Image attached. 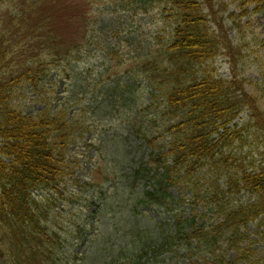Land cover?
<instances>
[{"label":"trees","instance_id":"trees-1","mask_svg":"<svg viewBox=\"0 0 264 264\" xmlns=\"http://www.w3.org/2000/svg\"><path fill=\"white\" fill-rule=\"evenodd\" d=\"M102 1L85 0L93 10L83 18L87 28L102 14ZM109 1L108 9L137 18L140 29L126 34L132 50L123 59L116 49L124 40L107 50L98 38L105 63L89 85L77 67L100 50L63 42L49 9L57 0H0V264H264V236L257 241L250 230L255 222L264 227V165L253 171L223 152L243 140L244 131L255 129L256 139L264 140V51L251 48L253 42L264 46V40L247 34L252 17H264V0ZM156 12L161 20L142 41V23ZM86 37L95 39L91 31ZM248 48L247 65L256 67L255 76L246 75ZM220 60L230 76L213 71ZM54 66L62 72L55 75ZM112 70L125 71L138 91L125 80L106 86L104 77ZM60 79L64 92L57 93ZM25 89L35 94L40 110L25 112ZM92 89L117 91L124 120L145 106L149 112L134 139L137 150L149 152L130 177L120 174V166L101 164V149L117 145L106 148L109 141H103L94 155L89 151L94 140L86 137L95 124L85 110ZM95 96H105L93 102L106 111L115 102L111 94ZM246 113L240 126L236 121ZM151 126L159 137L152 138ZM80 155L90 164L80 166L84 182L73 168ZM104 169L98 182L96 171ZM68 178L72 194L66 191ZM88 190L85 204L92 199L97 207L87 221L69 213L75 237L64 239L52 224L65 209L55 195L75 206V198ZM243 192L247 202H240ZM102 209L107 223L95 219ZM147 218L154 224H145ZM117 219L130 226L123 235ZM68 242L86 252L75 253Z\"/></svg>","mask_w":264,"mask_h":264},{"label":"rangeland","instance_id":"rangeland-1","mask_svg":"<svg viewBox=\"0 0 264 264\" xmlns=\"http://www.w3.org/2000/svg\"><path fill=\"white\" fill-rule=\"evenodd\" d=\"M109 0H105L101 2V6L103 7L102 14L97 16L93 20V27L87 28V22L83 21V18L86 16L88 18L92 13V6L88 3H85V0H57L56 2L51 3L49 9L50 11L54 14V29L57 33H59L60 37L62 38L63 42H67L70 44L77 43V44H86L89 43L91 50L95 49L96 47L100 50V53L96 54V51L91 52V56L89 58L85 59L86 61L89 60L87 63L82 65L80 68L79 66L77 67V72L82 75L83 78L87 79L85 81V84L92 85L95 80V76L97 73V70L100 68L101 65L105 63V60L102 56L104 57V54L101 52V43L99 42V39H102L104 41L103 48L106 47V44L108 46L107 50H110V43L119 44V38L120 40H124V43L121 45V48L118 47L116 49V52L118 53V57H121L123 59V56L125 54H128L132 48H130V43L127 42V36L126 34H129L131 32H137L139 33L140 29V24H137L138 20L135 17H131L128 14H124L121 12V10H118L115 12L112 9L108 8H113L110 7ZM56 3V4H55ZM53 7V8H52ZM157 16L153 17L152 19L144 21L141 27V31L143 35L141 36V40L144 41L145 37L149 35L151 31H155V22H160V16L158 15V12H156ZM245 21V20H244ZM158 25V24H157ZM156 25V26H157ZM247 25V24H245ZM119 27H122L121 29ZM250 29L248 34V38L250 40L253 39L252 35H257L261 39L264 40V17L262 16H254L251 19V24H250ZM117 28V29H116ZM161 28V27H158ZM116 29V31H113ZM91 31L92 37L95 38L94 40L87 39L86 35L89 34ZM231 34V33H230ZM97 42L95 45L94 43ZM251 48H256L260 52L264 51V46H256L255 42L251 44ZM249 48L244 54V61L246 62L245 65V71L247 76H255V71L256 67L255 66H250L247 65L249 62L248 60V52ZM115 59L118 60L117 56H114ZM109 63L111 62L110 57H106V61ZM116 61V60H115ZM120 62V60H119ZM56 69L55 75H58L59 73L62 72V68H59L61 72L57 71L58 66H54ZM218 68V69H217ZM213 71L216 69L220 74H222L224 77L230 76V67L228 65H224L221 67V60L218 61L217 64H215V68H212ZM237 69L240 70V73H244L241 70V66L238 65ZM248 69V70H247ZM125 72V71H124ZM124 72L119 71L117 72L116 70H112L111 74H109L107 77H104L106 79V86L107 84L110 83V81L116 82L120 80H125V83L127 85H132L135 87L130 88L132 91L133 89H136L138 91V83L134 80H132L131 76H127L124 74ZM118 73V74H116ZM232 74V72H231ZM58 85H56V92H64L63 89V80L60 79L57 81ZM130 83V84H128ZM54 84L53 80L47 81V90L52 89V85ZM125 84V85H126ZM108 88V87H107ZM109 89V88H108ZM28 90V89H25ZM144 92V90H141ZM90 96L88 97V107L85 110V114H87L88 118L94 122L95 126H93V131L91 134H89L86 138L88 141L94 140L92 143V146L89 148V151L91 152V155H94L98 149L101 148V142L103 141H109V143L105 146L108 148V146L113 143L114 145H117V148L111 149L110 151L105 150L104 148L101 149L100 153L104 155V158H102V166L103 167H108L109 169H114L117 166L119 168L120 174H122L123 177H125V173L127 174V177H130L132 174V171L134 170L135 166L139 162V158L142 157L144 154V157L146 158L147 153H144L143 151H139L135 148V138H136V133L137 128L140 126L139 123L140 121L144 118L147 117L148 111L144 112V108H140L139 110L135 111L134 114H132L131 118L128 120H124L123 116L121 115L123 113V102L124 99H121V97L118 95V92L115 90H110L108 92L106 89L104 91H101L100 89L94 90L92 89L89 91ZM105 94L109 95L111 94L112 96L110 99H113L115 102L113 105H111L106 111L104 108H99L98 104L99 102H93L97 100V98H100V102L102 99H104L103 96L97 97L95 95L98 94ZM79 96V95H78ZM116 97L119 98L120 101L116 100ZM21 100L24 102V106L26 108L23 109L25 112L29 113L33 110H40L42 106L40 103L36 101L35 94L31 93L30 90L24 92L23 95L20 96ZM128 98V96L125 97V99ZM92 100V105H89V101ZM21 104V103H20ZM131 115V114H130ZM135 115L140 116L138 119L135 117ZM247 113L243 114L240 116V118L236 121V123L242 124L247 122ZM157 122V121H156ZM158 124V123H156ZM139 125V126H138ZM138 126V127H137ZM149 132L152 133V138L155 139L159 137V133L156 131L155 127L151 126L150 129H148ZM256 130L254 129L250 134L247 133V131L243 132V140H236L234 143L231 145H228L225 149H223L224 154H232L233 156L238 157L237 159L243 161L244 166L248 169H253L258 170V168L262 165H264V140H257L256 136L259 134L255 133ZM134 133V134H133ZM262 136V135H261ZM134 141V142H133ZM123 152V153H122ZM127 154L126 159H121V154ZM81 154V152H79ZM120 154V155H119ZM99 155V154H98ZM103 157V156H102ZM121 160V161H119ZM71 159H68L67 164L70 165ZM98 161H101V157H98ZM86 163V164H85ZM86 165L87 168H90L89 161L84 160V156H79L78 163L75 164L76 166H73L78 172V179L82 180L84 182V176L86 175L85 172L80 171V166ZM81 172V173H80ZM105 174V169L104 171H96L95 178L98 182H101L103 179V175ZM83 175V176H82ZM221 184V183H220ZM66 191L67 194H72L73 189L75 188L73 186V181L68 178L67 180V185H66ZM144 185L140 182L138 188H142ZM86 194H89V190L85 194H79L75 199L76 202H78V205H73V204H64L60 200L62 197L60 195L57 197L55 195V201L57 202V206L65 207L63 215L61 217H58V219L52 224L55 229L61 230V233L67 238H72L75 237L74 232L72 231V225L74 222V217L70 218L68 216L69 213L71 215H75L76 212H78L77 215L82 214V219L86 220L89 217V213L94 211L95 208L97 207V204L95 203L94 206L92 205V199L88 201V204H85L87 198L85 197ZM54 196V195H53ZM249 200V196L245 195L243 192L241 194V201L240 202H247ZM72 202H75L74 199ZM71 202V203H72ZM53 203V201L51 202ZM82 207V208H81ZM130 206L128 207V209ZM82 210V211H81ZM77 215L75 218H77ZM150 215L152 218L155 220L156 215L150 211ZM81 215H79V218ZM163 218H166L164 215ZM98 221H101L104 219L105 223H107V214L105 210H101L100 212V218L96 217L95 218ZM128 219L132 220V216L129 214ZM127 221V217L125 219ZM145 224L150 223L154 224L152 220H149V218L142 220ZM115 224H117L119 227L124 228V231L122 232V235L125 233L127 228H130L129 225H127L125 222H121L119 219L115 221ZM250 230L254 233L252 235L253 238H256L257 241H260L262 236H264V227L258 229L259 227V222H255L250 224ZM62 227H66V230H62ZM106 226L104 227V230H106ZM259 230V234H256V232ZM64 231V232H63ZM113 237H116L115 235ZM105 238V237H103ZM102 240L99 242L101 243ZM98 243V244H99ZM69 246L72 248V250L75 253L86 252L85 249H83L82 245L76 244L74 242L73 244L69 243ZM262 243H259L258 248L259 250L262 247ZM261 251V250H260Z\"/></svg>","mask_w":264,"mask_h":264}]
</instances>
